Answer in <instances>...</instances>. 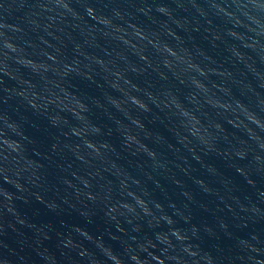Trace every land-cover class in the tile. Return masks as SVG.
Segmentation results:
<instances>
[{
	"label": "clouds",
	"instance_id": "clouds-1",
	"mask_svg": "<svg viewBox=\"0 0 264 264\" xmlns=\"http://www.w3.org/2000/svg\"><path fill=\"white\" fill-rule=\"evenodd\" d=\"M109 4L112 6L108 7ZM191 6L196 9L199 17L205 18L208 24L212 23L211 8L206 9L201 0H191ZM54 7L60 8V16L70 28L73 24H84L95 38L100 52L82 49L77 42L72 46L70 55L56 54L53 59L47 56V52L54 50L44 45L46 54L43 57L23 55L6 59L5 75L15 68L23 80L32 82L33 91L39 93L37 103L43 101L44 112L47 114L45 120L52 131H57L61 122L72 125L71 134L77 140L75 147L78 159L94 162L97 157L106 158L110 165L125 171L129 170L128 159L136 164L173 174V170L178 169L199 187L211 191L215 187L211 180L217 177L227 180L229 186L232 185L233 178L227 176L224 169L216 163L217 158L223 160L225 156L231 155L236 164L234 170L237 176L244 177L247 184L254 183L246 175L244 165L239 163L249 158L247 149L241 147L239 141L256 140L258 147H264L260 144L264 136L251 127L256 125L264 132L260 116L257 115L258 108L249 107L248 98L235 84L237 78L233 77L232 69L223 66L228 63L227 60L221 61L216 51L184 39L185 29L182 25L185 20L176 17L169 4L158 3L154 10L151 6H141L139 9L145 18L153 11L159 14L157 18L148 19V24L154 25L152 32H158L157 20L159 17L163 18L165 28L158 35H149L135 18V14L125 17L119 5L112 0H105L104 7L108 8L107 11L103 8L98 10L97 5L90 0H62L61 4ZM238 7L247 10L243 18L237 11L229 10L223 4L212 5V8H222L227 16L241 26L248 21H260L261 5L258 0L253 4L242 0ZM248 28L252 30L251 23H248ZM71 31L75 33L76 29L71 28ZM129 32L132 36L139 37V40H146L152 46L151 52L144 50L137 54L133 51L139 45L127 35ZM114 34L120 35V40H114ZM242 34L233 23L227 26L225 32L229 44L224 46L223 55L234 58L237 63L241 62L244 55L236 47L239 35ZM168 37H171V41ZM109 39L117 45L123 44L127 51L111 47L106 43ZM4 46L5 57H9V51L16 53L19 47L8 39H5ZM117 51L120 55L114 59L120 65L126 66L136 57L145 62L143 66L137 65L136 69L143 67L146 73L151 68L154 77L142 82L134 79V76L143 74L136 69L122 72L120 67L106 65L107 54ZM149 59L152 60V65L148 64ZM24 60L47 63L49 68L44 72L46 75L31 71L29 65L22 62ZM82 61H87L83 67ZM101 71L102 74L98 76L97 73ZM226 71L227 76L224 75ZM85 73L88 75L85 76ZM41 81L44 87L47 84V91H41ZM82 82L95 84L99 91L89 93L82 88ZM66 101H79L84 106L81 108L80 104H73L82 118L62 107ZM32 109L34 108L30 106L29 111ZM247 113H251L252 118ZM73 129H77L78 133ZM101 133L104 135L101 136ZM23 135H27V132L22 128L19 117L4 113L0 126V150L4 159L11 157L18 160L21 152H24L27 159L42 165L43 159L34 155L32 146L22 144ZM235 137H239V141ZM51 146L55 148L56 144ZM252 160L259 162L264 160V156L255 152ZM109 177L111 178L110 173ZM10 179L5 176L4 196L8 200L14 195L12 188L23 192L25 187H30L20 179L9 186ZM73 179L71 176L65 177V184L70 186ZM177 181L179 182L178 178ZM45 185L49 187L51 198L42 190ZM62 186L59 181L49 180L48 176H44L40 186L32 189L36 199L50 212L57 216L74 217L65 219L67 227L56 233V250L43 242L52 239V232L46 228L39 229L43 240L38 245L37 264H64L65 260H71V264H80L84 260L87 264H126L125 257L117 253L110 243L112 235H107L106 231L94 230L99 215L92 207L96 201V192L89 187L86 175L81 185L88 189L83 203L79 202L78 194L70 202L58 197L56 192ZM184 191L188 193L187 189ZM261 196H264V188L258 190L257 199ZM136 200L145 215L152 214V207L142 196H137ZM156 207L161 211L165 223L172 225L173 214L164 213L160 203ZM228 207L231 210V205ZM246 207L243 205L242 209ZM106 208L103 215H111L115 219L117 212H134L136 205L121 198L118 205L109 202ZM170 231L171 237L184 244L186 257L177 254V261L187 259L191 264H200L201 261L203 264H212L213 258L210 255H201L198 248L191 246L194 233H182L179 227H172ZM171 237L163 235V239L169 242ZM262 239L264 238L255 232L242 238L241 246L246 250V254H241L244 264H264ZM72 252L75 255L70 257L69 253ZM153 259L158 264H164L160 256H153ZM128 260L132 264H146V258H141L138 252L129 253Z\"/></svg>",
	"mask_w": 264,
	"mask_h": 264
},
{
	"label": "water",
	"instance_id": "water-1",
	"mask_svg": "<svg viewBox=\"0 0 264 264\" xmlns=\"http://www.w3.org/2000/svg\"><path fill=\"white\" fill-rule=\"evenodd\" d=\"M90 2L96 4L98 10L101 8L108 10L104 7L105 0ZM112 2L119 5L125 17L135 14V18L149 35L163 33L165 28L163 18L159 17L157 20L158 32H152L154 25L148 24V19L157 18L159 14L153 11L145 18L139 12L140 7L151 6L154 10L158 3L169 4L174 15L185 20L182 26L185 29L183 37L187 42L202 44L216 51L221 61H228L223 66L232 69L233 77L237 78L235 84L248 98L249 107L258 108L257 115L262 122L261 128H264V0H258L261 5L260 21H248L243 26L227 16L222 8H212L214 4H223L229 10L237 11L243 18L247 10L238 7L242 0H201L206 9L211 8L213 13L211 24L197 15L196 9L191 6V0H112ZM247 2L253 4L257 0ZM61 3L62 0H0V126L4 113L18 116L22 128L27 132V135L22 137V144L31 145L34 155L44 161L41 165L27 159L24 152H21L18 160L11 157L5 160L0 150V264H37L38 245L43 240V234L39 231L41 228L52 232V239L43 242L52 250H56V233L67 227L65 219L74 217L57 216L50 212L36 199L32 189L40 186V181L44 176H48L49 180L55 179L63 185L56 192L58 197L70 202L78 194L79 202L83 203L88 191L81 186L85 175L89 187L96 192V201L92 207L99 215L94 230L106 231L107 235H112L110 243L117 253L125 257L126 264H132L128 260V254L131 252H138L141 258H146V264H158L153 256L162 257L164 264H191L187 259L180 261L175 259L177 254L186 257V253L183 242L171 237L172 227H179L182 233H194L191 246L198 248L201 255H210L213 258L212 264H244L241 254L242 252L246 254V250L241 246L242 238L250 236L253 232L264 238V196L257 199L258 190L264 188V160L259 162L252 160L255 152H260L264 156V147H258L256 140L242 142L239 141V137H235L240 146L249 153L248 160L239 163L244 165L246 175L250 176L254 183L247 184L244 177L237 176L234 170L236 164L231 155H228L223 160L217 158L216 163L224 169L227 176L233 178L232 185L229 186L227 180L217 177L211 180L215 185L211 191L199 187L178 169L173 170V174L150 166H142L128 159L129 170L125 171L110 165L106 158L97 157L94 162L82 161L77 158L75 147L77 140L71 134L72 125L61 122L58 124V130L52 131L45 120L47 114L44 112L43 101L37 103L36 97L39 93L33 91L32 82L23 80L15 68L5 75L6 59L23 55L43 57L46 54L44 45L54 50L47 52V56L53 59L56 58V54L70 55L72 46L77 42L82 49H95L100 52L95 38L90 35L84 24L71 25V28L76 29L73 33L63 21L60 8L54 7ZM111 6L112 4L108 5ZM230 23L236 24V28L243 33L239 35L236 43V47L244 53L240 63L232 57L223 55L224 46L229 44L225 32ZM248 23L252 24V30H249ZM127 35L137 41L139 47L133 49L137 54L144 50L151 52L152 46L147 44L146 40H139V37L132 36L131 32ZM112 38L120 40L121 37L114 34ZM5 39L19 46L16 53L9 51V57L4 55ZM168 39L171 41V37ZM106 43L118 50L127 51L123 44L117 45L111 39ZM229 50L233 51L232 48ZM117 55H120L118 51L108 53L105 64L120 67L122 72H131L137 65L145 64L144 61L133 57L132 62L126 66L120 65L114 59ZM22 62L28 64L31 71L40 74H44L49 68L45 62L26 60ZM86 63L87 61H82L81 66ZM148 64H153L151 59ZM136 70L143 74L134 76V79L147 82L154 77L151 68L146 73L143 67ZM101 74L102 71L97 73L98 76ZM224 75L227 76L228 72L226 71ZM45 80L47 81L46 76ZM45 86L47 87V84ZM46 87L41 81L42 92L47 91ZM82 88L93 94L99 91L95 84L88 82H82ZM74 103L80 104L79 101H66L62 107L72 110L78 118H82L80 112L73 107ZM29 105L34 109L29 111ZM80 107L84 106L80 104ZM247 115L252 118L251 113ZM251 127L264 136V132L256 125ZM73 131L78 133L77 129ZM243 131L241 124V134ZM103 135L104 133H101V136ZM53 143L56 144L55 148L51 146ZM260 144L264 145V140L260 141ZM5 176L11 178L9 186L15 183L16 179H20L30 187H25L23 192L12 188L14 195L8 200L4 196ZM68 176L74 178L70 186L65 184L64 180ZM185 189L188 190L187 194ZM42 190L51 198L47 185L43 186ZM137 196H142L148 202L153 209L152 214L145 215L140 210ZM121 198L131 201L136 205V210L117 212L115 219L111 215H103L109 202L118 205ZM157 203L163 205L164 213L173 214L172 225L165 223L161 211L156 207ZM243 205L247 207L242 209ZM163 235L170 236L171 242L164 240ZM261 243H264V239ZM74 255V252L69 253L70 257ZM64 264H71V260H65ZM80 264H87V261H81ZM200 264H203V261Z\"/></svg>",
	"mask_w": 264,
	"mask_h": 264
}]
</instances>
